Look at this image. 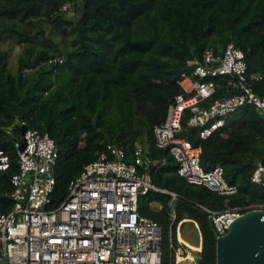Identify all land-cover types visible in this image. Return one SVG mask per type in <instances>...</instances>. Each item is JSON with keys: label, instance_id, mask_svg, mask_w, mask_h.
<instances>
[{"label": "trees", "instance_id": "16d2710c", "mask_svg": "<svg viewBox=\"0 0 264 264\" xmlns=\"http://www.w3.org/2000/svg\"><path fill=\"white\" fill-rule=\"evenodd\" d=\"M6 39L20 44L15 68L9 47L1 44ZM229 41L244 51L246 74L262 93L264 0H0V147L9 158L0 170V210L12 205L10 176L18 163L11 140L24 126L20 120L54 139L52 204L107 142L123 146L132 159L140 141L152 157H164L149 168L155 185L177 193L174 218L169 193L149 188L138 197L139 212L160 224L161 264H177L176 249L184 246L177 224L184 218L200 232L194 264H216V232L205 207L264 203V184L250 179L256 162H264V112L243 104L223 126L200 137L184 111L177 134L200 145L205 169L222 165L237 187L227 200L176 171L168 149L154 142L153 124L180 90L181 72L190 70L185 59L209 46L221 51ZM213 78L210 99L233 92L227 75ZM13 122L10 134L4 127Z\"/></svg>", "mask_w": 264, "mask_h": 264}, {"label": "built area", "instance_id": "2783aa9c", "mask_svg": "<svg viewBox=\"0 0 264 264\" xmlns=\"http://www.w3.org/2000/svg\"><path fill=\"white\" fill-rule=\"evenodd\" d=\"M185 64L190 70L177 78L180 90L167 102L162 120L153 124L154 142L168 149L186 181L205 185L227 200L236 185L225 179L221 164L208 169L200 164V145L177 134L181 119L187 109V124L198 126L199 136L206 137L243 104L264 112V91H255L246 74L244 51L232 41L221 51L209 46L201 56L187 57ZM218 74L227 75L233 92L210 99L216 89L213 76ZM14 123L4 127L10 134ZM25 123L20 120L24 126L11 140L18 169L10 176L12 205L0 210V264H161L160 224L140 213L137 203L149 188L167 192L170 216L175 217L176 191L155 185L149 170L164 157H152L137 141L132 159H127L123 146L107 142L105 151L82 164L60 202L52 204L54 139ZM8 164V154L0 147V170ZM250 179L264 184L263 161L256 162ZM251 208H264V203L205 207L216 236Z\"/></svg>", "mask_w": 264, "mask_h": 264}, {"label": "water", "instance_id": "95a60500", "mask_svg": "<svg viewBox=\"0 0 264 264\" xmlns=\"http://www.w3.org/2000/svg\"><path fill=\"white\" fill-rule=\"evenodd\" d=\"M216 264H264V208L242 212L216 236Z\"/></svg>", "mask_w": 264, "mask_h": 264}, {"label": "rangeland", "instance_id": "374dc122", "mask_svg": "<svg viewBox=\"0 0 264 264\" xmlns=\"http://www.w3.org/2000/svg\"><path fill=\"white\" fill-rule=\"evenodd\" d=\"M1 44L4 47H9V62L11 64V67L15 68L16 54L20 50V44L11 43L9 39L1 41ZM172 161L173 163H177L174 158L172 159ZM179 235L188 243L198 244V240L200 242V232L197 224L193 220L188 218L181 219L177 224V239L184 244V246H180L178 248V251L176 252L177 264H194L195 250L199 249L200 244L198 245V248L191 247L186 244V242L182 241L179 238Z\"/></svg>", "mask_w": 264, "mask_h": 264}, {"label": "bare ground", "instance_id": "6f19581e", "mask_svg": "<svg viewBox=\"0 0 264 264\" xmlns=\"http://www.w3.org/2000/svg\"><path fill=\"white\" fill-rule=\"evenodd\" d=\"M179 238H180L182 241L186 242V244H188L189 246H191V247H195V248H198V245H199V244L188 243V242L185 241L180 235H179Z\"/></svg>", "mask_w": 264, "mask_h": 264}]
</instances>
